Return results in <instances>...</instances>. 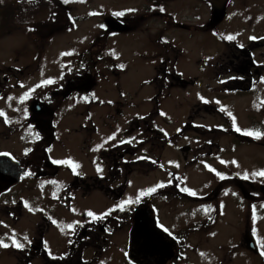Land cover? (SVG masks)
I'll return each instance as SVG.
<instances>
[{
  "label": "rangeland",
  "instance_id": "374dc122",
  "mask_svg": "<svg viewBox=\"0 0 264 264\" xmlns=\"http://www.w3.org/2000/svg\"><path fill=\"white\" fill-rule=\"evenodd\" d=\"M216 1L220 0L213 3ZM228 2L223 20L205 30L211 19L208 5L197 0L164 4L165 14L173 15L179 23L197 24L191 33L166 26L165 15L147 16L145 0H77L69 8L79 17L77 23L66 32L53 31L50 43L43 47L30 52L16 47H30L37 43L34 37L23 43L16 37L0 39V66L42 59L66 68L69 87L81 84L67 95L61 131L68 128L63 140L73 172L86 173L87 178L101 184L99 191L86 198L75 195L71 210L67 201L60 199L63 187L75 180L73 174L22 181L11 188L25 205L18 222L0 226V264H15L17 250L27 247L37 231L44 230L37 229L42 214L52 221L43 234L44 246L52 257L61 256L76 226L89 219L86 212H93L99 215V223L108 218L112 226L108 249L93 264H130L126 257L128 230L136 210L146 205L159 228L178 239L185 238L187 246L189 241L196 243L191 236L199 237L191 225L206 220L208 205L214 215L222 204L227 224H222L219 216L208 241L199 243L194 259L185 250L183 259L174 264H188V260L196 264H264V205L237 212L231 203L232 195L241 188L264 183V176L258 175L264 172V158L244 163L246 155L253 153L252 145L244 140L234 143L238 142L237 129L250 133L249 142L262 130L258 121L264 109V46L255 47L250 42L264 38V0ZM61 14L62 9L55 18ZM114 16L128 19L135 28L127 34L108 35L102 21ZM95 41L102 45L98 51L91 50ZM233 43L250 51L257 63L262 80L250 95L227 94L220 86L225 76H231L224 55ZM216 127L223 132L205 134L206 128ZM207 138L222 145L221 156L205 159L206 165H202L199 152L196 163L192 162L193 149L183 154L188 146L195 147V142ZM110 149H115L122 174L110 176L113 170L108 174L112 159L105 150ZM92 150L99 153L100 161L95 159L93 165L86 166L81 153L87 156ZM120 152L126 153L124 162L118 160ZM225 163L232 164L228 175L238 174L243 179L222 178ZM209 165L212 168L208 169ZM210 170L215 175L209 174ZM245 229L255 236L260 257L238 246ZM36 264H43L40 258Z\"/></svg>",
  "mask_w": 264,
  "mask_h": 264
},
{
  "label": "flooded vegetation",
  "instance_id": "af4514ba",
  "mask_svg": "<svg viewBox=\"0 0 264 264\" xmlns=\"http://www.w3.org/2000/svg\"><path fill=\"white\" fill-rule=\"evenodd\" d=\"M3 1V0H2ZM25 0H15L13 3L18 7L20 13L12 20V23L7 22L5 18V9L0 6V39L4 37H16L21 43L27 40V37H34L37 43L29 45L30 47H21L25 51L30 52L31 49L43 47L44 44L50 43L48 39L53 31H67L71 26L75 25L79 20L78 16H74L69 8L76 4L77 0H47L41 5L24 2ZM34 1V0H33ZM189 1L196 0H145L147 4L146 15H165V24L175 26L183 31L194 33L197 29V24L188 23V25L179 23L173 15L165 14L164 4L174 3H189ZM200 3L211 7L210 22H206L205 29H210L215 26L212 23V7L214 0H197ZM224 1L225 6H228L227 0ZM45 9V13L43 12ZM62 9L60 18L57 16V11ZM188 9V8H187ZM29 11V15L23 13ZM36 16V17H34ZM224 18V17H223ZM223 18L220 20L222 21ZM107 19H114L124 26L123 31L111 32L106 27L108 35L127 34L135 27L134 24L128 22V19L122 17L106 18L102 21L103 27L106 26ZM193 20V19H192ZM219 21V23H220ZM23 22V23H21ZM217 23V24H219ZM163 27H161L162 29ZM206 32V31H202ZM17 42L19 43V41ZM97 42V43H96ZM96 43V44H95ZM91 50L98 51L102 48L100 41H95ZM237 43V42H235ZM253 46H264V38L259 40L251 39L250 44ZM226 43L225 45H228ZM249 44V45H250ZM98 49V50H96ZM229 50L225 55L224 64L227 72L231 76H225L221 80L220 86L229 94L250 95L255 91L260 82L261 76L257 67L256 61L253 59L252 53L247 51L244 47L240 48L237 44L229 46ZM253 48H250L252 50ZM43 50H40V52ZM93 51V50H92ZM224 58H222L223 60ZM5 66H0V155L10 156L17 165L19 170V178L17 183L10 186L6 191L0 193V226L9 223H16L19 221L25 201L19 195L13 193L11 188L22 181L31 180H53L66 173L73 174L74 181L66 184L62 190L60 201H67V208L71 210L72 203L75 200V195L80 194L86 198L88 194L99 191L101 184L98 179L87 178L88 174L73 172L72 164L67 160V152L65 150L64 135L68 131L64 128L61 131V121L65 117L66 101L69 91L77 90L81 84H76L72 87L68 86V77L66 68L56 63H49L42 59L37 60H16L6 63ZM52 70H55L52 72ZM78 76V75H76ZM178 74V80L181 78ZM81 77V76H78ZM183 82V81H182ZM227 93V94H228ZM207 106V104H204ZM216 112H220L217 111ZM258 123L262 130L254 135V139L249 142L248 135L235 131L238 139L237 145L242 140L251 143L253 153L247 156L248 161L244 163L254 162L260 158H264V109ZM65 120V119H64ZM67 127V126H66ZM223 132L220 127L206 128V135L213 136L212 131ZM179 137V134L177 135ZM178 142V139H175ZM232 143V144H234ZM195 147H187L189 152L192 151V162H197L196 152H199L198 158L204 162L205 159L217 158L222 155L224 148L217 141L206 139L204 141L195 142ZM232 148H237L232 146ZM84 149V146L82 147ZM182 151L184 147H181ZM109 153H111L109 155ZM115 149L105 150V154L112 159L110 162L108 174L113 170L115 176L122 174L119 163L115 161ZM242 154V152H240ZM85 157L86 166L93 165L94 160L100 161V156L97 151L92 150V153ZM119 161H125L126 153H118ZM212 161H210L211 163ZM209 164V163H208ZM249 164V163H248ZM226 163L223 165L224 173L221 172V177L228 175L226 172L231 169L232 164ZM125 166V165H123ZM254 167V166H253ZM212 168L209 165L208 169ZM207 169V171H208ZM125 170V169H123ZM206 170V166H205ZM215 172L209 171V174ZM228 176L242 178L241 175L230 173ZM227 176V177H228ZM91 177V176H89ZM88 179L90 182H88ZM264 183L258 187H252L247 190L241 188L231 197V203L239 212L240 210H255V208H262L264 205ZM107 190L109 188H106ZM105 190V191H107ZM82 193V194H81ZM114 195V192H110ZM207 203V202H206ZM260 204V205H259ZM65 205V203H64ZM207 213L206 220L198 224L191 225L192 229L196 231L199 237L191 236L190 240L196 241L192 244L189 241L187 246H184L185 238L178 239L176 236H169L166 232L153 230L148 221L141 222L142 233L139 240L137 236L134 239L133 251L130 253V237L128 230L129 246L126 250V257L130 264H174L183 259L182 253L187 250V254L193 260L194 252L198 253V246L200 242H207L208 237L212 234V228L220 216V222L227 224V213H225V205H221L219 212L212 215L210 206ZM220 207V205H219ZM141 212L147 215L148 219H152L151 210L145 205L141 208ZM92 213L93 215H88ZM85 216L89 219L83 223H79L68 241L67 248L60 257H52L44 246L43 234L47 231L52 221L48 220L46 216L41 215V220L37 225V237L27 247L17 250L15 254V264H36L37 258H40L43 264H93L103 252L108 249L107 240L112 233V226L109 224L108 218L102 219L103 224L99 223L98 214L95 216L93 212H86ZM94 216L97 219L94 218ZM146 218V217H145ZM107 220V221H106ZM153 222V221H152ZM150 222V223H152ZM222 223V224H223ZM131 225V224H130ZM156 226V225H155ZM154 226V227H155ZM40 227V228H39ZM120 228V226H118ZM116 231V230H115ZM136 246V247H135ZM238 246L250 252L254 256H261L260 249L255 236L249 229H245L241 234ZM192 254L193 256H191ZM188 264H196V261L188 260ZM200 264H202L200 262Z\"/></svg>",
  "mask_w": 264,
  "mask_h": 264
},
{
  "label": "water",
  "instance_id": "95a60500",
  "mask_svg": "<svg viewBox=\"0 0 264 264\" xmlns=\"http://www.w3.org/2000/svg\"><path fill=\"white\" fill-rule=\"evenodd\" d=\"M212 8H213L212 21L213 23H218L225 15L224 1L214 2ZM106 25L110 28L112 32L123 31L124 28V26L116 22L114 19H107ZM19 173L20 172L17 169V165L11 157H9L8 155H0V193L8 189L15 182H17L19 178ZM263 191H264V187H263ZM136 214L137 215L134 216L135 226L131 233L132 243H131L130 252L133 251L134 239L137 236L135 233H138L140 231L141 228L140 225L141 222H143V215L146 221L149 220L148 223L151 226V228L154 230L152 219H148L147 215L143 214L141 211H138ZM139 240L140 238L138 239V243L136 244V246H138Z\"/></svg>",
  "mask_w": 264,
  "mask_h": 264
},
{
  "label": "trees",
  "instance_id": "16d2710c",
  "mask_svg": "<svg viewBox=\"0 0 264 264\" xmlns=\"http://www.w3.org/2000/svg\"><path fill=\"white\" fill-rule=\"evenodd\" d=\"M15 0H0V6L5 9V18H7V22L9 24L12 23V20L16 17L17 13H20L21 11L18 10V7L13 3ZM29 11H23L26 15ZM23 23V22H21ZM183 83V82H182Z\"/></svg>",
  "mask_w": 264,
  "mask_h": 264
},
{
  "label": "snow or ice",
  "instance_id": "6c2138e0",
  "mask_svg": "<svg viewBox=\"0 0 264 264\" xmlns=\"http://www.w3.org/2000/svg\"><path fill=\"white\" fill-rule=\"evenodd\" d=\"M118 15H122L121 14H118ZM228 39H232V37H228ZM237 131H239V129H237ZM246 135H249L250 133H245ZM258 175H261V176H264V172H261V173H258ZM152 191H155V189H152ZM88 215H93L92 213H88ZM15 243V242H14ZM4 247H7L8 245L4 244L3 245ZM17 247H20V245H16Z\"/></svg>",
  "mask_w": 264,
  "mask_h": 264
}]
</instances>
